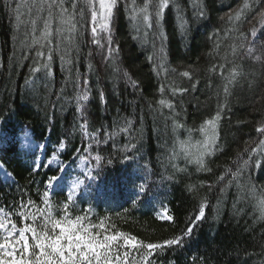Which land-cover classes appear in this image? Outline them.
Here are the masks:
<instances>
[{"label":"trees","instance_id":"1","mask_svg":"<svg viewBox=\"0 0 264 264\" xmlns=\"http://www.w3.org/2000/svg\"><path fill=\"white\" fill-rule=\"evenodd\" d=\"M60 3L0 0V164L8 174L0 173V207L17 228L33 222L22 211L39 227L47 191L55 219L85 217L101 239L124 233L163 244L193 228L181 244L152 250L150 264H264V151L255 153L264 141V0H169L159 23L158 0H117L111 44L102 32L101 46L84 0H63L70 13L76 5L74 33L60 24ZM145 3L150 27L137 15ZM239 10L241 18L230 19ZM218 113L204 157L210 171L171 158L177 143L201 142ZM26 134L43 159L22 149ZM54 155L57 166L48 164ZM81 160L91 178L80 190L49 186L54 175L85 178L76 170ZM162 208L173 221L160 218ZM117 251L130 253L129 264L147 254L140 245Z\"/></svg>","mask_w":264,"mask_h":264},{"label":"snow or ice","instance_id":"2","mask_svg":"<svg viewBox=\"0 0 264 264\" xmlns=\"http://www.w3.org/2000/svg\"><path fill=\"white\" fill-rule=\"evenodd\" d=\"M55 2V0H54ZM84 3L91 9V33L93 37V43L97 46H101L100 33H109L107 41L111 44V22L114 14V9L117 5V0H84ZM169 0H158L156 5L155 17L157 23L163 14L164 9L168 7ZM52 7V4H49ZM61 8V25H67L69 32H76L77 26L75 23V17L73 15L76 5H72L73 12L70 13L69 9L64 7L63 0L60 3ZM149 4L145 3L142 8L137 10V15L142 14L145 23L151 26V14L148 11ZM244 9L249 8V4L245 2ZM243 14L242 10L235 13L234 17L230 19L239 20ZM82 15V13H81ZM260 24L264 26V13L261 14ZM65 29L63 27L57 29L62 33ZM255 34V28L252 30ZM51 14L49 16V22L45 24L43 38L47 40L51 37ZM163 36V34L161 33ZM39 43V41H34ZM115 49L109 48L108 54L111 56ZM253 50L249 49V53ZM40 55V53H38ZM49 61L52 59L48 57ZM260 59V57H257ZM44 68H49L50 65H43ZM91 67V65H90ZM39 71V69H34ZM127 75V74H125ZM184 76H189L188 72L183 73ZM239 75V73L233 72L232 78ZM135 84V81H133ZM82 100H87V92L84 93ZM161 104H165L166 101L161 100ZM171 107V104H168ZM220 116L217 114L215 120H209L207 127L203 128L206 139L196 146V152L189 153L193 157V161L197 163L201 170H209L206 168L204 157L211 153L212 146L217 139L216 128L217 122ZM86 128L87 125H84ZM258 131L264 134V124ZM182 146H184L182 144ZM63 147V145H61ZM260 150L264 151V141L260 142ZM99 159V157H97ZM249 161H244V166H248ZM238 175V173L236 174ZM58 179L57 176H52L49 179V186L53 185V182ZM194 187V186H190ZM143 190V189H142ZM31 203V202H29ZM44 204L47 206L45 209H40L39 216L42 218L39 222V227L36 226L37 217L32 212L22 211L20 216L27 219L32 218V224H25L21 228H17L16 224L8 219V214L4 213L0 209V230H3L5 235L3 241L0 242V264H129L128 257L130 253L124 252L121 254L117 249L123 248L126 245H130L132 248H136L138 245L143 246L147 252L146 255L141 257L140 261H133V264H150L148 257L151 255V251L155 249H162L164 246L179 245L183 242V236H188L192 233L193 228L188 227L183 236L167 239L163 244L148 243L144 244L143 241H136L135 237H130L124 233H118L117 235H105L100 238V233L93 234L91 229L92 225H84L82 222L85 217H76L75 220H68L67 216L63 220H57L54 218L51 212V205L49 204V195L46 191L44 193ZM259 210L261 213V219H264V199L259 201ZM161 219L167 221H173V216L168 213L166 208H162L158 213ZM204 217V206L200 207L199 216L197 219ZM11 224L9 228L8 225ZM103 230V222L98 225ZM59 229V232L56 231ZM18 232V235H17ZM29 235L32 243H29ZM122 239L123 243H117Z\"/></svg>","mask_w":264,"mask_h":264},{"label":"rangeland","instance_id":"3","mask_svg":"<svg viewBox=\"0 0 264 264\" xmlns=\"http://www.w3.org/2000/svg\"><path fill=\"white\" fill-rule=\"evenodd\" d=\"M207 127V126H206ZM201 134H202V141L199 142V143H196L194 145H192L190 148H187V147H179L178 143L173 147V151H170V154H171V158L173 159L175 156H177L178 158L180 157H183L184 158V161L187 160L189 161V163H192L194 162L193 161V157L191 155H189V153H195L196 152V146L198 144H201L205 139H206V135H205V132L201 130ZM217 134V133H216ZM35 144H33L32 142L26 140L25 142H23L22 144V149L26 152H34V149H36L37 147L36 146H33ZM34 148H32V147ZM214 146H212V149H213ZM259 150H256L255 153L258 155L260 154L259 153ZM254 153V154H255ZM48 164H52V165H58V160L56 158H53L51 161L48 162ZM87 161H80L78 163V166L76 167V170L77 172H83L84 173V176L85 178L79 180L77 178L73 179V180H66V181H63L62 177H59L56 181L57 182H63V185H60L59 183V187L60 188H66L70 193H75L77 192L78 190H80L84 184H86L87 182V178L90 179L91 178V168L87 167ZM0 172L1 173H5L4 169L0 166ZM86 175H87V178H86ZM112 191V190H111ZM0 216H3V213H0ZM4 231L3 230H0V242L3 241V238H4ZM17 235H18V232H17Z\"/></svg>","mask_w":264,"mask_h":264}]
</instances>
